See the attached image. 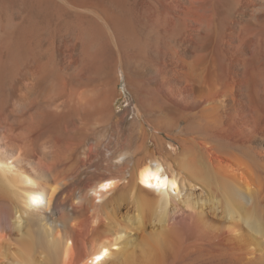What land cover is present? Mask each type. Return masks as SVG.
I'll use <instances>...</instances> for the list:
<instances>
[{"label":"bare ground","instance_id":"bare-ground-1","mask_svg":"<svg viewBox=\"0 0 264 264\" xmlns=\"http://www.w3.org/2000/svg\"><path fill=\"white\" fill-rule=\"evenodd\" d=\"M7 9L0 264H264V0Z\"/></svg>","mask_w":264,"mask_h":264},{"label":"rangeland","instance_id":"rangeland-1","mask_svg":"<svg viewBox=\"0 0 264 264\" xmlns=\"http://www.w3.org/2000/svg\"><path fill=\"white\" fill-rule=\"evenodd\" d=\"M1 14V19L5 20L6 18H12V16H15L16 11L15 10H2L0 12ZM8 14V15H7ZM119 92L121 93V95L116 99L115 101V112L120 113L122 111V109H124L127 106L128 100L131 96L130 92L125 89L124 86V82L121 79L117 85ZM131 115H128V118H130ZM147 129H152V125H150V127H146ZM126 132V129L123 126V133Z\"/></svg>","mask_w":264,"mask_h":264}]
</instances>
